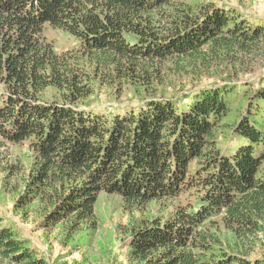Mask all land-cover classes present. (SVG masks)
Returning a JSON list of instances; mask_svg holds the SVG:
<instances>
[{"label":"trees","instance_id":"1","mask_svg":"<svg viewBox=\"0 0 264 264\" xmlns=\"http://www.w3.org/2000/svg\"><path fill=\"white\" fill-rule=\"evenodd\" d=\"M48 27L75 43L59 49ZM262 49L264 19L209 2L0 0V137L34 154L19 201H39L41 227L68 224L74 233L97 228L101 192L129 210L186 195L167 217L131 229L128 264H264L220 249L208 225L217 217L249 246L264 234V120L254 112L264 86L229 125L235 144L220 145L231 104L243 97L234 83ZM207 75L219 82L165 93L178 78ZM97 78L152 93L107 116L81 106ZM49 89L59 98L45 100ZM0 256L47 264L1 218Z\"/></svg>","mask_w":264,"mask_h":264},{"label":"rangeland","instance_id":"2","mask_svg":"<svg viewBox=\"0 0 264 264\" xmlns=\"http://www.w3.org/2000/svg\"><path fill=\"white\" fill-rule=\"evenodd\" d=\"M188 1L194 4V7L203 2L217 6H230L242 18H246L252 23L264 19V0ZM46 32L49 39H52L59 49L73 42L74 39L71 34L61 29L48 27ZM263 51L264 49L260 50L257 57L254 58L257 67L242 72V76L234 83L235 91L237 94L239 91L243 92V97L236 99L231 104L232 110L224 119L228 123L223 127L224 133L220 135V145L224 149L231 148L235 144V142H231L235 141V136L231 133L232 128L229 125H234L246 115L245 109L249 101H254L256 92L264 86ZM213 69L215 68L211 70ZM194 78H178L176 80L178 83H173L175 88H170L165 93L189 92L198 87L210 86V84L219 82L209 75ZM91 84L94 93L85 99L81 106L107 116L120 112L128 106L137 107L141 98L152 93L142 85L131 83L124 85L120 81L104 84L102 79L97 78L92 80ZM1 89L0 86V91ZM54 97L59 98V95L53 89H49L43 94V98L47 101ZM259 102L262 105H258L254 112L257 113V116L260 115L258 120L261 121L264 120V114L261 113V110H264V104L262 101ZM260 125L263 127L262 124ZM33 158L34 154L28 149L27 144H12L0 137V218L4 224L13 227L18 237L24 240L25 244L39 257L44 258L47 264H128L126 254L131 229L141 224L142 220L160 215L167 217L175 206L188 199L184 195L179 198L155 200L144 210H129L124 206L119 195L101 192L96 204L98 220L96 229H82L73 233L70 232L68 224L43 228L40 223L45 212L39 201L29 205L19 201ZM11 165L24 166L25 169L20 173L13 174L9 171ZM208 225H212L213 229H218V235L222 240L220 249L227 252L246 253L248 251L251 258H264V234H259L255 242L249 246L237 241L233 233L227 230L217 217H214ZM0 264L10 263L0 256Z\"/></svg>","mask_w":264,"mask_h":264}]
</instances>
